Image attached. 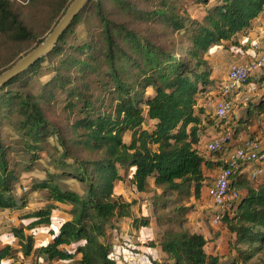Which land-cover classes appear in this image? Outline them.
Returning <instances> with one entry per match:
<instances>
[{
	"label": "trees",
	"instance_id": "trees-1",
	"mask_svg": "<svg viewBox=\"0 0 264 264\" xmlns=\"http://www.w3.org/2000/svg\"><path fill=\"white\" fill-rule=\"evenodd\" d=\"M71 1L32 0L25 19L15 0H0V74L45 39ZM190 2L203 7L201 17L187 10ZM263 16L264 0H89L51 52L0 87V211H17L23 222L8 241L0 233V264H13L17 254L31 258L37 246L25 229L51 227L57 208L65 217L37 249L50 264H264L249 262L264 247V173L253 178L246 164H229L231 145L210 152L202 144L208 128L210 138L232 130V144L264 118V95H253L264 88V68L224 94L230 68L216 82L210 60L218 47L257 56L253 21ZM212 87L245 113L232 107L227 118L208 109ZM43 155L54 170L18 193L19 172ZM204 165L230 167L231 189L240 192L222 213L232 238L222 257L187 225L192 199L208 183ZM120 184L152 193L157 239L147 214L133 219V230L120 223L132 204L117 193ZM36 192L45 204L23 211ZM107 231L111 242L102 239Z\"/></svg>",
	"mask_w": 264,
	"mask_h": 264
},
{
	"label": "rangeland",
	"instance_id": "rangeland-1",
	"mask_svg": "<svg viewBox=\"0 0 264 264\" xmlns=\"http://www.w3.org/2000/svg\"><path fill=\"white\" fill-rule=\"evenodd\" d=\"M32 0H15V2L17 3L18 9L21 10L22 16L26 19V18H30V12L32 13V9L29 7L30 2ZM39 1V0H37ZM187 10L190 12V14L193 17H201L203 15V7L196 5V4H191L188 5ZM253 29L255 32L260 31L259 34V40L258 42L254 45V49L258 50L257 56L263 55L264 54V16L261 17V20L257 21L254 20L253 21ZM215 49V48H214ZM255 54V52H254ZM252 54L250 57H253ZM250 55V54H249ZM241 56L240 53L236 54V56H233L232 53H229L226 49L222 48V47H218L216 48L213 53L210 56V60L211 63L213 65V74H212V78L214 79V81H223L225 78H222L223 76H225V73L227 71V69L230 68V65H232L233 62L235 61L234 59L239 58ZM233 62V63H232ZM42 79H45V76L42 77ZM212 86V85H211ZM217 93V89L216 88H211V92L209 93L211 98L208 102H205V105L208 109H213L215 107V102L216 99L213 96V93ZM214 94L215 96H217V94ZM212 100V101H211ZM240 101V99H239ZM237 101V102H239ZM233 103V104H232ZM235 102H231L230 107L232 109L236 108L235 107ZM231 113L229 114V116L227 118H231ZM264 117V116H263ZM254 123L256 124V129L261 128V126L264 124V118H262L261 120H257L255 119ZM7 127H5V131H7V138H10L9 133V126L6 125ZM213 131V129H208V132ZM253 134V133H252ZM254 135V134H253ZM256 137V134H255ZM126 139H129V135L127 134ZM259 141H261V143H264V137H260ZM262 162H264V159L262 160ZM54 170V167L50 165L48 158L43 155V157L36 163L35 167L33 169L30 170H21L19 172V182L17 183V191L18 193H26L28 192V186L29 184L34 180V179H41L45 177V171L46 170ZM252 169V167L250 168V170ZM250 176H251V172ZM65 183H67L70 187L77 189V190H82V184L74 179V178H68L65 180ZM128 194H129V202H131L132 206L130 207V212L132 214L133 217H135L136 213H137V206L138 204L136 203L137 201V193L133 192L131 190L130 187H128ZM44 192H36L31 194V199L29 204L27 205L26 208L23 209V211H27V210H31V209H37L42 207L45 204V198H44ZM151 195V193H150ZM145 197H149L148 193H146L144 195ZM125 199H127L125 197ZM124 199V200H125ZM192 203H194V208L187 214L188 215V222L187 225L193 230H204L205 232H207L206 234L208 235V237H211L209 240L210 241H215L217 240L218 244L223 243L222 241L220 242V240H218V238L220 237V235H222V237L224 238L223 241H225V239L228 242H232V238L230 237V234L227 231H223L222 229H219L217 227L219 226H215L211 223V219H212V214L213 212L210 211V209H212L215 204L212 201V199L209 197L208 194L204 195V197H201L199 199H192ZM191 203V204H192ZM18 212L17 211H10V210H2L0 211V233L4 234V239L6 241H8V239L11 238V228L13 225H22V220H20L18 218ZM65 215L63 214V210L61 208H57L56 211L53 214V224L51 227H47L45 225L43 226H39L33 230H27L25 229V232L27 234H34V238H35V247L34 248V255L31 258L25 257L24 255H16V259L14 261L13 264H50L48 262H46L45 260H43L41 258V256H39L38 253V246L42 245V244H46L47 242H49L52 239V229H57L58 226L60 225L61 221L64 219ZM151 231L154 232V234H152L156 239L159 237V235L162 233V230L158 227V225L156 224L155 218L151 219ZM221 227V226H220ZM218 232V233H217ZM105 238H102L108 242H111L114 238V235L112 233H107L105 234ZM118 235H115V237L118 239L117 237ZM154 238V239H155ZM121 241V240H120ZM217 244V245H218ZM228 247V246H227ZM227 249V248H226ZM16 251H18V253L20 252V248H16ZM224 251V250H223ZM230 251V250H229ZM224 251V252H229ZM161 259L164 258L162 252L159 249V255L157 256ZM259 262V263H264V247L263 249L256 254L249 262ZM52 264H69L68 262H55ZM71 264H76V262H71ZM78 264V263H77ZM242 264V263H239Z\"/></svg>",
	"mask_w": 264,
	"mask_h": 264
},
{
	"label": "built area",
	"instance_id": "built-area-1",
	"mask_svg": "<svg viewBox=\"0 0 264 264\" xmlns=\"http://www.w3.org/2000/svg\"><path fill=\"white\" fill-rule=\"evenodd\" d=\"M263 68L264 54L251 59L248 63L232 64L228 73V80L223 85V93H231L240 82L245 81L249 76L256 72H261ZM257 90L258 88L255 85L250 88L252 93ZM249 99L250 94H247L244 100L247 101ZM215 110L220 117H226L231 112V107L225 100L217 98L215 102ZM262 134H264V129ZM232 135V130H225L210 138L204 144V148L210 152L223 150L226 146L231 145ZM263 159L264 152H261V143L254 139H245L241 146L231 148L226 161L231 165H253L250 170L251 177L257 178L264 173ZM230 175V167H223L209 188V196L218 207L217 213L212 219V224L215 226L220 227L222 225V213L232 204L237 203L240 198V192L231 189Z\"/></svg>",
	"mask_w": 264,
	"mask_h": 264
},
{
	"label": "crops",
	"instance_id": "crops-1",
	"mask_svg": "<svg viewBox=\"0 0 264 264\" xmlns=\"http://www.w3.org/2000/svg\"><path fill=\"white\" fill-rule=\"evenodd\" d=\"M257 21H259V19H257ZM250 54V55H249ZM252 54H254V50H251L249 53H247V54H241V56L239 57V58H236V59H234L235 61H233V62H236V63H248L251 59H253V58H255V57H250ZM227 73H228V69H227V71H226V73H225V76H223L222 78H226L227 77ZM259 92H261V95L263 94L264 95V88H262V89H259L258 90V92L257 93H255V94H253V95H256V94H258ZM216 93V92H215ZM215 93H213V96L212 97H215V99H217L218 98V96H215L214 94ZM217 94V93H216ZM218 95V94H217ZM237 100L239 101V99L238 98H240V95L238 94L237 95ZM234 100H236V99H234ZM243 100V99H242ZM252 102V100L249 102V103H251ZM245 104H246V102H245ZM236 114H239V115H242V114H244L245 113V110H244V108H235V111H234ZM263 116H264V114H263ZM257 120H261V118H256V121ZM208 129H211V128H208ZM208 129H207V136L203 139V146H204V142H206L209 138H210V136L209 135H214L215 133H214V130L213 131H210V132H208ZM263 129H264V124L261 126V128H259V129H256V124L255 123H253L251 126H249V132H250V134L251 135H253V136H255V134H256V137L257 138H260L261 136H262V131H263ZM212 130V129H211ZM253 133V134H252ZM250 134H247L246 133V131H244L243 133H242V136L240 137V139H237V140H234L233 142H232V144H231V146L232 147H235V146H233V145H240L241 144V142L244 140V139H246L248 136H250ZM203 146H201V147H203ZM214 160L215 161H217V159L216 158H214ZM264 164V163H263ZM251 167H253V165L251 166V165H249V166H246V168H245V170H249ZM219 170H220V167H215V166H207V165H204V172L206 173V175L208 176V183L206 184V185H204V187L202 188V191H201V197H204V195H206V194H208L209 195V190H208V188H209V184L211 185L213 182H214V179L216 178V176H217V174H218V172H219ZM117 193H119V194H123L127 199H125L126 201H129V194H128V187H125L123 184L121 185H119L118 186V188H117ZM146 193H143V194H137V201H136V203L138 204V206H137V213H136V215H135V217H133L132 216V214L130 215V217H126V218H122L120 221V223L121 224H123L124 226H126L127 228H129V229H132V227H131V224H132V221H133V219L134 218H137V217H141L143 214H147V215H149L150 217H151V219L153 218H155L154 217V211H153V208H152V205H151V199L149 198L151 195H152V193H151V195H150V193H148V195H149V197H145L144 195H145ZM210 197V196H209ZM132 206V205H131ZM218 209V207L215 205L212 209H210V211L211 212H215L216 210ZM130 225H129V224ZM126 224V225H125ZM217 228H219V229H222L224 232L225 231H227L225 228H224V226L222 227H217ZM133 230V229H132ZM135 231V230H134ZM195 231H197V232H201V233H203L204 235H205V237L208 239V243H207V251L210 253V254H213V255H220L221 257L223 256V255H227L230 251V245H231V243L230 242H228L226 239H225V241H223L224 240V238L222 237V235H220V237L218 238V240H220V242L222 241L223 243H221V244H218L217 243V240H215L214 242L213 241H210L209 239L211 238V237H208V235L206 234L207 232H205L204 230H195ZM136 232V231H135ZM218 233V232H217ZM226 233V232H225ZM142 234V233H141ZM152 234H154V232H152ZM230 237H231V235H230ZM153 238H155L154 236H153ZM218 244V245H217ZM228 246V247H227ZM227 248V249H226ZM229 251V252H224V251ZM156 251H157V253L159 254V249H156ZM162 252V251H161ZM162 254H163V256H164V253L162 252ZM160 260H162L161 258H160Z\"/></svg>",
	"mask_w": 264,
	"mask_h": 264
},
{
	"label": "water",
	"instance_id": "water-1",
	"mask_svg": "<svg viewBox=\"0 0 264 264\" xmlns=\"http://www.w3.org/2000/svg\"><path fill=\"white\" fill-rule=\"evenodd\" d=\"M89 0H72L63 16L59 19L53 29L47 34L45 39L27 54L22 56L10 68L0 74V87L15 75L27 69L37 59L52 51L57 41L68 28L73 19L80 13Z\"/></svg>",
	"mask_w": 264,
	"mask_h": 264
}]
</instances>
